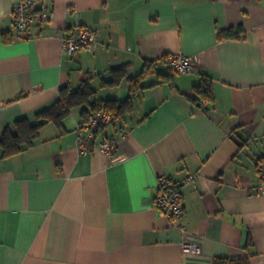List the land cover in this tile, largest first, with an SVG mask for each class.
I'll list each match as a JSON object with an SVG mask.
<instances>
[{"label": "crops", "instance_id": "1", "mask_svg": "<svg viewBox=\"0 0 264 264\" xmlns=\"http://www.w3.org/2000/svg\"><path fill=\"white\" fill-rule=\"evenodd\" d=\"M17 1L0 0V136L17 119L35 123L88 74L102 99L127 98L145 62L154 67L141 85L158 84L98 136L117 137L111 155L78 148L83 107L63 128L45 124L19 154L3 158L0 148V264H264V0H35L37 19L22 33ZM43 10L53 11L50 22ZM79 26L97 41L68 55L64 34ZM239 26L241 38L218 40V29ZM172 53L193 57L195 70L158 75ZM124 64L122 83L104 86ZM204 75L215 98L196 103ZM191 174L199 178L183 188V217L162 216L159 177ZM184 242L200 251L184 253Z\"/></svg>", "mask_w": 264, "mask_h": 264}, {"label": "trees", "instance_id": "2", "mask_svg": "<svg viewBox=\"0 0 264 264\" xmlns=\"http://www.w3.org/2000/svg\"><path fill=\"white\" fill-rule=\"evenodd\" d=\"M245 34L243 26L237 28L230 27L228 29H218L217 37L219 41L227 39H238ZM6 40H12V36L5 34ZM154 65V62H145L143 71L136 78L131 79L130 94L123 100L102 99L98 96L97 90L92 84L93 75L88 74L83 79L78 87L67 85L60 89L59 97L49 106L38 110L35 113L36 122L32 123L28 117L17 119L13 125L5 127L0 136V148L2 150L1 157L7 158L21 153L25 148L31 146L34 140L38 137L41 128L47 123H54L59 128H63L64 121L71 115L75 108L83 107L82 116L86 117L90 112L105 109L112 112L114 120L112 126L116 127L117 122L124 121L129 113L134 110L135 100L139 93L144 89L156 85L154 83L148 86L141 85V81L148 75L149 71ZM154 67V66H153ZM128 65H119L112 67V80L103 79L104 86H118L122 80L127 76ZM170 71L166 73L155 71L158 75L173 76L175 73ZM197 97H194L196 103L212 102L215 98L214 85L211 77L204 75L202 82L195 86ZM22 95H20L21 97ZM19 98V97H18ZM108 126L103 127L97 133L98 136ZM250 242V240H249ZM214 264H251L249 259L232 260L229 258L218 257Z\"/></svg>", "mask_w": 264, "mask_h": 264}, {"label": "built area", "instance_id": "3", "mask_svg": "<svg viewBox=\"0 0 264 264\" xmlns=\"http://www.w3.org/2000/svg\"><path fill=\"white\" fill-rule=\"evenodd\" d=\"M53 11L43 10L39 17L42 22H50L53 18ZM13 25L17 33L29 31L37 14L35 13V0H18L12 11ZM64 47L68 55L82 49H90L97 41V31L88 26H79L69 33L64 34ZM168 67L177 74L191 73L196 68L193 57L182 53H172L167 57ZM114 120L112 112L100 109L89 113L77 124V145L80 151L100 150L106 154H113L118 149L116 136L103 135L98 140V131L105 126L111 125ZM257 171L259 182L257 193L264 195V155L258 159ZM198 174H191L183 181H176L162 175L159 177V194L156 199V207L160 214L168 219L179 220L185 213L183 201V188L195 184ZM183 232L186 227L181 226ZM184 253H197L200 246L195 242H184L182 245Z\"/></svg>", "mask_w": 264, "mask_h": 264}, {"label": "rangeland", "instance_id": "4", "mask_svg": "<svg viewBox=\"0 0 264 264\" xmlns=\"http://www.w3.org/2000/svg\"><path fill=\"white\" fill-rule=\"evenodd\" d=\"M75 113V112H74Z\"/></svg>", "mask_w": 264, "mask_h": 264}]
</instances>
